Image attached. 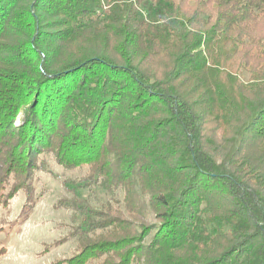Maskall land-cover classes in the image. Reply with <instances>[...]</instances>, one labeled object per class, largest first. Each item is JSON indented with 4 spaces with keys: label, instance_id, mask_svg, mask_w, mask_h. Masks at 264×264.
<instances>
[{
    "label": "trees",
    "instance_id": "1",
    "mask_svg": "<svg viewBox=\"0 0 264 264\" xmlns=\"http://www.w3.org/2000/svg\"><path fill=\"white\" fill-rule=\"evenodd\" d=\"M45 156L85 167L49 264H264V0H0V207Z\"/></svg>",
    "mask_w": 264,
    "mask_h": 264
},
{
    "label": "rangeland",
    "instance_id": "2",
    "mask_svg": "<svg viewBox=\"0 0 264 264\" xmlns=\"http://www.w3.org/2000/svg\"><path fill=\"white\" fill-rule=\"evenodd\" d=\"M45 159L49 172L38 171L34 176L32 208L24 210L25 197L21 194L8 207H0V249H4L0 264H49L57 259L64 260L75 251L77 241L73 238L46 251L44 246L66 236L72 224L79 221L78 213L56 205L71 196L63 185L64 180L77 179L85 167L70 170L58 166L51 156ZM76 195L91 205L120 198L119 192L100 187L81 189Z\"/></svg>",
    "mask_w": 264,
    "mask_h": 264
}]
</instances>
